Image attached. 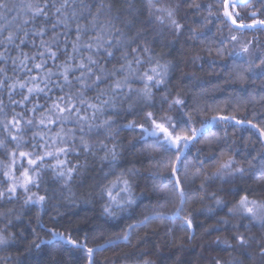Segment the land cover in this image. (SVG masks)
<instances>
[{
	"label": "snow or ice",
	"instance_id": "1",
	"mask_svg": "<svg viewBox=\"0 0 264 264\" xmlns=\"http://www.w3.org/2000/svg\"><path fill=\"white\" fill-rule=\"evenodd\" d=\"M217 2L218 9L199 0H0V252L15 248L25 257L12 261L5 256L0 264H65L66 256L70 264H99L97 253L117 243L138 249L151 245L150 251L125 254L126 264H193L178 253L186 255L197 229L207 241L202 251L209 258L199 257L205 264H264V198H255L247 187L259 178L264 190V45L255 35L264 33V0ZM205 11L207 17L195 19ZM216 22L223 25L218 44L204 51L233 61L224 83L259 80V91L223 89L252 95L244 101L245 107L252 106L250 117L217 108L197 128L186 100L169 87L180 61L156 49L168 48L172 56L180 45L182 57L184 49H191L194 63L201 59L195 54L200 42L209 38L207 24ZM245 33L253 38L242 40ZM205 62L210 68H229L216 59ZM217 124L223 125V134L196 149L195 171L190 180H182L188 155ZM229 128L241 140L245 134L254 138L259 148L249 150L230 140ZM123 131L137 136L128 141L130 148L119 139ZM143 145L152 150L141 153L146 161L127 159ZM145 162L155 168L147 177L140 170ZM46 175L52 184L41 190ZM145 179L153 181L154 191L171 208H149L136 218L143 202L136 190ZM196 181L198 188L193 187ZM159 185H170L169 192ZM197 203L204 215L199 223L192 210ZM68 204L83 205L82 218L90 225L87 213L98 209L99 223L91 232L102 233L109 221H119L123 227L116 225L117 239L89 246V229L81 237L70 227H49L51 240L62 245L45 253L42 245L50 241L32 228L31 240L16 247L23 236L11 230L22 218L16 205L34 209L37 226L44 228L40 215L50 210L63 215ZM156 220L179 222V244L173 229H166L173 233L176 252L160 253L163 245L147 235L133 244V233ZM154 252L157 261L151 259Z\"/></svg>",
	"mask_w": 264,
	"mask_h": 264
},
{
	"label": "trees",
	"instance_id": "2",
	"mask_svg": "<svg viewBox=\"0 0 264 264\" xmlns=\"http://www.w3.org/2000/svg\"><path fill=\"white\" fill-rule=\"evenodd\" d=\"M200 3L205 5H211L214 9L220 8V4L217 0H199ZM187 10V9H185ZM243 11V10H242ZM208 13L202 12L200 17H195V19H200L202 17H207ZM209 19H212L211 17ZM223 25L219 22L208 23L207 29L210 30L208 32V40L200 42L199 48L196 49V55H199L201 59H196L195 62H192L193 52L191 49H184L187 53L186 56H181V48L180 45H176V51L169 56L168 48H160L156 49L157 52L162 53L167 59H172L173 56L176 60L180 61L181 70L174 73L173 79L169 85L170 89L174 92H179L180 95L186 100L188 104L187 111H189L192 115L193 122L196 127H200L201 121H205L210 119L213 115H216L217 108H224L225 113L229 115H236L238 118H243L245 116L251 115L253 109L251 105H247L245 107L244 101L248 99H252V95H246L243 92H231V91H223V89H248V93L252 92L253 88H256L259 91L260 81L257 80L255 84L249 82L248 84H241L239 81L224 83L225 80H228L229 71L233 67V61L225 56L224 58H219L216 56L215 52L209 55L204 49L210 44L213 48H215L218 44L221 33L218 29L222 28ZM224 36L229 35L227 29L223 32ZM256 36L259 37V41L262 45H264V33H256ZM252 34L245 33L242 36V40H251ZM191 43V42H189ZM216 59L218 64H227L229 66L228 69H222L220 67H209V65L205 62L208 60ZM217 81H219V87L217 86ZM264 94V93H262ZM232 97L234 102L229 103L228 98ZM158 98V94H157ZM226 104L228 105L226 107ZM207 108V112H200V109ZM193 109H197V111H193ZM259 109V106L257 107ZM199 112V114H197ZM131 118V117H130ZM207 135L200 144H196L192 149L191 154L188 155V159L185 161L184 171L180 173V177L182 180H190L193 175L195 168L193 167L194 161L193 156L195 155L197 148H205L206 142L209 137H212L214 134L222 135L223 134V125L217 124L210 130H206ZM228 138L230 140H235L237 144L241 147L247 145L248 149L251 150L253 148L258 149L259 145L255 142L254 138L249 139L248 135H244V139H240L239 132H233L230 128L228 131ZM119 139L125 142V145L130 148L128 145V141L135 142L137 140V136L129 131H123L120 133ZM151 152V148L149 145L138 146L134 151H130L127 154L128 160H147L146 155H141L144 150ZM152 155L159 157V152H152ZM141 174L145 177L150 176L152 172L155 170L154 166L145 162L141 166ZM162 174L166 175L167 171L163 170ZM45 183L42 185L43 187L50 186L52 184V179L50 175H46L44 177ZM171 186L159 185V189H161L164 193L169 192V188ZM193 187H199V181H196ZM249 189L252 190L255 198H264V190H262V184L259 178L251 180L247 185ZM136 194L140 196L143 194L142 204L139 209L136 210V218H139L144 212H146L149 208L163 209L169 210L171 208L170 204H165L163 198L159 194L158 191H154L153 181L151 179H145L139 181V187L136 190ZM170 194V193H169ZM192 197L189 196V201L191 202ZM84 206L81 205L80 208H77L73 205H65L62 209L63 215H56L51 210L48 214H41L40 220L44 224V228H40L37 226V213L33 209L29 211L28 209H21L19 205H16V210L22 213V218L19 221H14V226L11 229L16 233H20L23 231V236L19 237L21 243H19L16 247L23 248L24 240L30 241L32 238L31 229L36 228L39 238L42 240H49L50 243L46 245H42L45 250V253L48 250H55L56 248H60L62 245L61 241L51 240L50 233L47 232V228L54 227L57 230H63L65 227H70L74 236H83V232L85 229H89V246H98L105 244L108 240H116L117 234L120 231V228L117 227V224H120V227L123 225L119 221H109L108 224L104 225V230L102 233L100 232H91L90 228L99 223V220L96 219V210H89L87 215L91 219L92 224H88L82 217L84 216V212L82 208ZM188 206H186L187 208ZM203 206L199 203L192 205V210L194 215L197 217V223L204 221V215L202 214ZM172 228L173 233L176 237L175 243L179 244V238L183 236V232L180 231V224L177 222L175 225L164 222L161 224L159 220L153 221L147 228L141 229L138 232L133 233V244L136 243V238L144 239L147 235V238L152 241L153 244L158 246L163 245L160 248V253L167 255L169 253L176 252V248L173 246V233H166V229ZM202 230L197 229V240L194 243L188 244L185 246L186 255L183 253H178L181 259H190L193 261V264H205V261L209 258V254L202 251V246L206 245L207 241L201 239ZM215 237H212L214 239ZM167 241V244L164 245V241ZM151 245H144L139 249L132 246H125L123 244H113L111 245L107 251H103L97 253V260L99 264H107V261L116 260L117 264H126V261L122 259L125 254H133L138 255L140 251H150ZM157 254L151 256V259L157 261ZM75 255V254H74ZM203 255L205 257V261H201L199 257ZM212 256H215L216 253H211ZM224 255V254H221ZM11 257L12 261L19 256L21 260H24L25 257L17 253L15 248H12L8 252H0V258L2 257ZM225 259H229L226 255H224ZM72 258L65 257V264H70V260ZM158 264V261H157Z\"/></svg>",
	"mask_w": 264,
	"mask_h": 264
},
{
	"label": "rangeland",
	"instance_id": "3",
	"mask_svg": "<svg viewBox=\"0 0 264 264\" xmlns=\"http://www.w3.org/2000/svg\"><path fill=\"white\" fill-rule=\"evenodd\" d=\"M198 128V127H197Z\"/></svg>",
	"mask_w": 264,
	"mask_h": 264
}]
</instances>
